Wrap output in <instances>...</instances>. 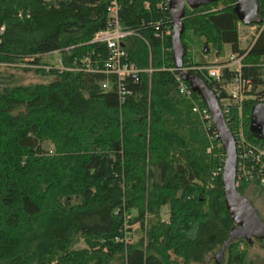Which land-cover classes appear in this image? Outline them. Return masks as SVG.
<instances>
[{"label":"trees","instance_id":"obj_1","mask_svg":"<svg viewBox=\"0 0 264 264\" xmlns=\"http://www.w3.org/2000/svg\"><path fill=\"white\" fill-rule=\"evenodd\" d=\"M237 1L185 9L183 64L187 32L203 40L205 56L224 57L228 47L245 55L242 74L251 80L250 95L258 96L264 22L252 25L256 38L241 49ZM256 1L264 21V0ZM110 2L0 0V68L24 63L26 71L53 77L7 87L0 71V264H199L222 250L227 264H256L245 240L225 247L236 226L223 198L224 149L207 153L206 131L173 74L163 70L174 67L172 34L161 37L172 29L167 0H116L120 26L134 33L124 49L142 70L137 83L125 82L122 102L116 78L102 73L108 49L93 42L108 29ZM56 52L68 70L43 69V56ZM203 81L213 91L216 83ZM260 105L249 99L240 115L232 107L226 124L235 139L241 123L249 143L264 148L249 130ZM238 184L244 198L249 186L264 188ZM163 207L167 220L159 214ZM128 214V225L143 235L131 245L122 241Z\"/></svg>","mask_w":264,"mask_h":264},{"label":"built area","instance_id":"obj_2","mask_svg":"<svg viewBox=\"0 0 264 264\" xmlns=\"http://www.w3.org/2000/svg\"><path fill=\"white\" fill-rule=\"evenodd\" d=\"M118 11L119 8L116 0H111L108 8V29L97 33L93 42L105 44L108 49L109 54L104 64L105 69L102 73L116 78L118 96L122 102L123 98H125V96L129 93L125 89V82L131 80L134 83H137L142 70H140L135 63L129 60L128 54L124 49L123 41L134 33L127 31L120 26ZM171 34L172 29L167 27L164 32L161 33V37L163 39L171 36ZM256 35L253 36L254 39L256 38ZM52 54H58V52ZM244 56L245 55L230 53L226 55V57H215L214 61L205 63L201 66L193 64L189 58L187 63L183 64L181 68V70L186 74L192 72L193 74L191 75L198 76L199 78L202 77L203 79L205 78V80L215 82L216 85H219V87L214 85L212 92L218 102L225 122L226 118L230 115L232 107L237 108L240 115L244 102L249 99H256L259 104H261L260 106H264V89L260 91L262 93L258 96L250 95L252 89L251 80L249 78H244L242 74V60ZM81 63L83 64L84 61H81ZM260 66L264 67V58L260 61ZM27 67L29 68L30 65H27ZM31 67L36 68L35 66ZM52 68L59 71L68 70L62 66L61 60H59L57 67L53 65L43 67L46 71H49ZM163 70H167L173 74L179 94L191 103L192 113L199 118L204 131H206L205 133L209 142L207 153L210 154L214 147L217 149L222 147L220 141L218 140V133L213 125L209 110L206 105H204L205 103L202 99L198 96H194V93L191 92L188 84L180 79L181 77L177 74L175 67ZM152 71L151 67H149V69L145 72L151 74ZM88 72L97 73L99 71L88 66ZM225 73L230 75L228 81H224ZM109 87V83L107 82L102 84L103 90H108ZM258 93L259 92L256 91V94ZM222 94H224V96H222ZM235 134L236 137L234 139V144L236 146L237 154L236 187H238V183L241 182L249 184L256 183L259 184V186H264V148L260 145H252L249 143L244 136L241 123L238 125ZM129 220H131V215L128 214L125 216V227L123 230L124 237L122 240L125 245H131L132 243L133 231L132 227L127 223Z\"/></svg>","mask_w":264,"mask_h":264},{"label":"water","instance_id":"obj_3","mask_svg":"<svg viewBox=\"0 0 264 264\" xmlns=\"http://www.w3.org/2000/svg\"><path fill=\"white\" fill-rule=\"evenodd\" d=\"M219 0H168V11L172 24V57L174 67L182 81L188 84L191 92L202 99L209 110L213 125L218 133V140L225 152L224 168L222 172L223 195L226 211L233 221L237 230H234L229 237L225 247L235 238H241L246 242L251 239L259 240L264 248V223L259 220L251 203L237 192L236 165L237 154L234 138L229 131L224 117L219 108L213 92L207 84L198 76L184 73L181 68L185 49L181 43V36L184 32L182 19L185 9H196L209 5ZM256 0H238L234 6V13L237 20L245 26L263 24L262 18L258 15ZM206 53V50L204 51ZM250 132L254 138L264 141V106H259L251 115ZM224 247V248H225ZM224 254L222 250L215 258L219 263Z\"/></svg>","mask_w":264,"mask_h":264},{"label":"rangeland","instance_id":"obj_4","mask_svg":"<svg viewBox=\"0 0 264 264\" xmlns=\"http://www.w3.org/2000/svg\"><path fill=\"white\" fill-rule=\"evenodd\" d=\"M257 28L252 26H245L243 23L239 26V40H240V47L241 49H247L253 41V36L256 35ZM185 42L188 46V56L191 59L193 64H200L203 63L208 59L209 62L214 61L215 56L214 54H210L205 56L202 54V43L203 40L191 35V33L187 32L185 34ZM226 55L230 54L229 48L225 51ZM61 60L60 53L58 54H51L43 56L42 62L48 65L58 66V62ZM26 63V62H25ZM28 69L27 65L24 63L19 64L16 68L12 69H5L0 68V71L4 72V83L3 86L7 87H15V86H26L31 84H40V83H49L53 80V77L50 76H41L36 74L34 71H26ZM262 88H258L257 91L260 92ZM44 147L47 149H51L49 144H45ZM245 197L251 203L253 210L256 211L259 220L264 223V188L257 187L254 185L249 186V188L245 191ZM161 218L163 220L168 219V208L163 207L160 209ZM132 243H136L139 239L143 236L141 234V230L138 226H134L132 228ZM83 248L84 245L82 243L77 244L76 248ZM219 253L215 251L213 256L211 255L206 258L203 262L199 264H227V256L224 253L222 259L219 263L215 262V258ZM213 257V258H212ZM248 260H252L256 264H264V248L261 244H259L255 239H251L248 242V252H247ZM213 259V260H212ZM114 264H118L114 262ZM191 264H198V263H191Z\"/></svg>","mask_w":264,"mask_h":264},{"label":"crops","instance_id":"obj_5","mask_svg":"<svg viewBox=\"0 0 264 264\" xmlns=\"http://www.w3.org/2000/svg\"><path fill=\"white\" fill-rule=\"evenodd\" d=\"M228 47H226V49H227ZM209 59V58H208ZM206 60L204 63H209V60ZM249 188V187H248ZM246 198V197H245ZM247 199V198H246Z\"/></svg>","mask_w":264,"mask_h":264},{"label":"flooded vegetation","instance_id":"obj_6","mask_svg":"<svg viewBox=\"0 0 264 264\" xmlns=\"http://www.w3.org/2000/svg\"><path fill=\"white\" fill-rule=\"evenodd\" d=\"M256 212V211H255ZM257 214V213H256ZM258 216V215H257ZM235 230H237V227H235Z\"/></svg>","mask_w":264,"mask_h":264}]
</instances>
